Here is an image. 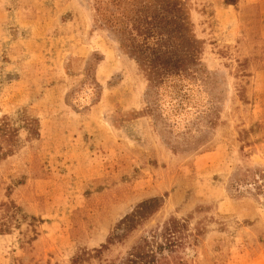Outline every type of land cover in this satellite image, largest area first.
Returning a JSON list of instances; mask_svg holds the SVG:
<instances>
[{
    "label": "rangeland",
    "instance_id": "obj_1",
    "mask_svg": "<svg viewBox=\"0 0 264 264\" xmlns=\"http://www.w3.org/2000/svg\"><path fill=\"white\" fill-rule=\"evenodd\" d=\"M171 1L0 0V118L17 130L15 143L0 140L2 152L16 146L0 160V264H71L150 198L163 203L138 234L187 221L190 264H239L253 246L250 220L219 203L264 210V163H254L264 93L252 84L264 69V0H177L202 43L203 72L174 111L149 97L124 45L144 19L169 17ZM50 87L59 98H39ZM36 120L31 139L22 127ZM220 144L222 172L211 175L198 157ZM129 244L79 264H106Z\"/></svg>",
    "mask_w": 264,
    "mask_h": 264
},
{
    "label": "trees",
    "instance_id": "obj_2",
    "mask_svg": "<svg viewBox=\"0 0 264 264\" xmlns=\"http://www.w3.org/2000/svg\"><path fill=\"white\" fill-rule=\"evenodd\" d=\"M178 11H181V5L177 0H172L168 5L169 17L162 18L161 21L144 19L140 26L144 32L125 40L124 44L133 49L127 53L142 73L149 89V97L154 98L153 102L160 106L167 98L169 103L166 104L171 106V111L183 110L184 105L190 104L183 103L203 72L199 58L202 43L194 33L189 14L185 11L177 17ZM204 80H208L207 77L204 76ZM177 113L178 111L175 114ZM8 122L7 116L0 118V140L15 143L17 130ZM38 126L36 120L34 126L30 124L22 128L27 129L29 138L35 139L39 136ZM185 136V139L191 138L189 128ZM15 148L16 146L9 145L5 152L0 148V160L11 156ZM162 203V198H150L136 206L115 225L103 245L91 252L81 251L71 260V264H79L84 257L86 261L99 260L110 247L125 245L128 241L130 244L124 253L106 264H190L186 255V241L192 235L187 221L170 217L161 227L138 234ZM196 239L194 237L192 246H195Z\"/></svg>",
    "mask_w": 264,
    "mask_h": 264
},
{
    "label": "crops",
    "instance_id": "obj_3",
    "mask_svg": "<svg viewBox=\"0 0 264 264\" xmlns=\"http://www.w3.org/2000/svg\"><path fill=\"white\" fill-rule=\"evenodd\" d=\"M224 10L225 9L222 7L217 9L215 15L217 16L224 13ZM228 42L231 43L230 41ZM52 75L53 78H59L62 75V70L59 68L55 74L52 72ZM252 84L257 93H264V69H259L254 73L252 76ZM50 90L51 91L44 92L43 94L39 93L38 96H41L39 98H59V94L54 92V87H50ZM223 151L225 152V146L224 144H220L209 157H205L204 155L198 157L204 161L210 159L208 169L211 175L220 174L222 172ZM200 162L203 161L200 160ZM258 162L264 163V152H262L260 158L256 156L254 163ZM226 207L229 208L228 211L234 214L235 217L242 220H250V224H246V227H243V229L249 234V238L251 237L253 246L246 247L244 254L239 260V264H264V210H260L257 207L251 208L243 199H223L222 202L219 203V209L222 210ZM262 209H264V207H262ZM228 264H232V261H228Z\"/></svg>",
    "mask_w": 264,
    "mask_h": 264
}]
</instances>
